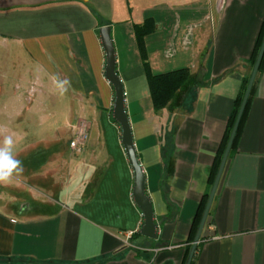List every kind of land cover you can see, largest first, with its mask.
<instances>
[{
  "label": "crops",
  "instance_id": "0c3cea01",
  "mask_svg": "<svg viewBox=\"0 0 264 264\" xmlns=\"http://www.w3.org/2000/svg\"><path fill=\"white\" fill-rule=\"evenodd\" d=\"M98 18L110 26L157 224L154 238L139 232L143 216L112 117L114 88L104 76ZM146 19L154 24L144 37L152 73L188 68L194 76L202 66L203 82L190 102L185 83L166 107L153 109L133 29ZM262 19L264 0H0V43L31 68L17 78L15 93L66 109L65 122L55 124L49 137L26 141L25 133L17 135L15 153L24 171L15 184H0V264H185ZM55 74L71 81L64 95L54 88ZM5 79L0 76L1 83ZM5 88L0 84V93ZM24 100L17 111L0 110L8 116L0 140L15 135V120L25 121L31 105ZM81 120L88 139L74 152L68 143ZM11 184L18 187L15 196ZM191 264H264V67Z\"/></svg>",
  "mask_w": 264,
  "mask_h": 264
},
{
  "label": "water",
  "instance_id": "95a60500",
  "mask_svg": "<svg viewBox=\"0 0 264 264\" xmlns=\"http://www.w3.org/2000/svg\"><path fill=\"white\" fill-rule=\"evenodd\" d=\"M98 33H99L101 45L104 50L105 58H106L105 67H104V76L114 88V102H113V109H112V117L120 126L121 143L123 145L128 162L133 172V187L131 191L132 198L135 204L140 209L142 216H143V223L141 227L139 228V232L141 235L145 237L154 238L156 235L157 224L154 221L152 203L150 201L149 196L145 192V177H144V173H143V170L140 164V160L138 158V155L136 153L134 143H133L130 123H129L128 116L125 110L123 84L115 69V51H114V46L112 43V38L110 35V26L103 25L99 27ZM262 57H264V39H262V42L258 50L257 56L255 58L254 64L251 68L248 82H247L243 97L241 99L240 106L238 108L233 126L229 133V137L226 142L224 151L222 153L220 163L217 168L212 186L208 193V197H207V200H206V203H205V206H204V209H203V212H202V215H201V218H200V221H199V224H198V227H197L193 242L191 244V248L189 250L185 264H191L192 262L195 250L197 248V243L199 242L202 229L204 227V224L206 222V219L209 213L212 199L214 197L218 182L220 180L222 171L224 169L226 160L228 158L242 113L246 106L247 99L250 94L251 88L253 86L254 80L256 78V74L258 72Z\"/></svg>",
  "mask_w": 264,
  "mask_h": 264
},
{
  "label": "trees",
  "instance_id": "16d2710c",
  "mask_svg": "<svg viewBox=\"0 0 264 264\" xmlns=\"http://www.w3.org/2000/svg\"><path fill=\"white\" fill-rule=\"evenodd\" d=\"M103 24H104V22L102 20H99V18H98V25L102 26ZM133 29H134V34H135L137 46H138V49H139V52H140V55L142 58V64H143L144 70L146 72L153 109L155 111H158V110L166 107V105L173 98L174 94L185 83L188 86V90L186 93L187 101L190 102L194 98L195 88L197 86L201 85L203 82L202 81V72H203L202 66H200L198 68V71L194 76H190L188 68H180V69H175L172 71H168V72H164V73H158V74L152 73V71L149 67V64L147 62L144 37L147 33L151 32L154 29V24L150 19H146L142 24H134ZM262 39H264V19H262L260 30H259L258 36L256 38V42H255L253 51H252V53L248 59V63L250 65V68H252V66L254 64V61H255V58L257 56L258 50L260 48ZM262 67H264V57H262V60H261V63H260L258 70L260 71V69H262ZM248 78H249V74L244 76L243 81H242L241 90L238 93V95L234 101L233 111L229 117L224 136L222 138L221 144H220L219 149L217 151L215 161L212 164V167L210 170V174H209L210 185H212V183H213L217 168H218L219 163H220L222 153L224 151L226 142H227L228 137H229V133H230L231 128L233 126L238 108H239L240 103H241V99H242L243 94H244V91H245V88H246V85L248 82ZM253 90H254V83H253V86L251 88L250 94L248 96L244 111L242 113L237 131H236V134H235V137H234V140H233L230 152H229V156L232 153L234 146L236 144V141L238 139V136H239V133L241 130V125H242L243 119L246 115V112H247V109H248V106H249V103H250V100H251V97L253 94ZM207 197H208V194H205L202 201L198 205V209H197L195 219H194V224L192 226V229H193L192 238H194V236H195V233H196V230H197V227H198V224H199V221H200V218H201ZM92 262H94V260H89L86 263L88 264V263H92Z\"/></svg>",
  "mask_w": 264,
  "mask_h": 264
},
{
  "label": "rangeland",
  "instance_id": "374dc122",
  "mask_svg": "<svg viewBox=\"0 0 264 264\" xmlns=\"http://www.w3.org/2000/svg\"><path fill=\"white\" fill-rule=\"evenodd\" d=\"M22 61V57L18 56L17 52L8 51L4 44L0 43V76H5L7 78L5 79V84L1 83L2 80H0V84L8 85V88L3 89V92L0 93V110L2 112L6 110L12 112H14L15 110L17 111L19 107H21L24 100V98L22 99V97H20V94L17 96V94L15 93L16 80H18L23 75L26 76L27 72H29L31 69ZM38 102L39 101L37 99L33 100V102H27V100H24L25 105H31V109L22 117L25 121L15 120L16 122H14L13 126L15 127V135L12 134L15 139H17V135L22 132L26 134V141H31L39 137H49L50 134L52 135L51 131L53 130L55 124L65 122L64 117L66 109L64 104H59L57 107H54L56 105V102L51 101L50 99L40 100V105ZM36 106H41V108L44 107L45 109H41L42 111L38 112L36 111L38 110ZM12 115L13 116L9 117L14 118V114ZM7 118L8 116H6L5 114H0V124L6 125ZM37 125L44 126L43 128H41V132L39 133L35 131L37 129ZM23 128H25L24 131L21 130ZM16 149L17 147L15 146V150ZM67 176H69V174H67ZM12 181H14L12 183L15 184V180ZM14 184L9 185V191L10 194L12 193L15 196L18 187L16 188V185Z\"/></svg>",
  "mask_w": 264,
  "mask_h": 264
},
{
  "label": "clouds",
  "instance_id": "9594fccd",
  "mask_svg": "<svg viewBox=\"0 0 264 264\" xmlns=\"http://www.w3.org/2000/svg\"><path fill=\"white\" fill-rule=\"evenodd\" d=\"M54 88L60 95H64L71 89V81L61 78L59 74L52 76ZM16 139L13 135H3L0 140V184L6 185L23 174V161L18 159L15 153Z\"/></svg>",
  "mask_w": 264,
  "mask_h": 264
},
{
  "label": "built area",
  "instance_id": "2783aa9c",
  "mask_svg": "<svg viewBox=\"0 0 264 264\" xmlns=\"http://www.w3.org/2000/svg\"><path fill=\"white\" fill-rule=\"evenodd\" d=\"M74 132L68 143L69 148L74 152H80L85 147L88 139V125L82 120L73 126ZM131 235L129 232L128 236Z\"/></svg>",
  "mask_w": 264,
  "mask_h": 264
}]
</instances>
